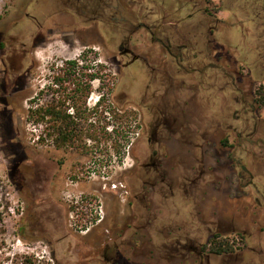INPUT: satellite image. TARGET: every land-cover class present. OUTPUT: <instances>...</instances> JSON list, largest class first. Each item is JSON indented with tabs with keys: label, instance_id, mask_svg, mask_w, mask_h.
Returning a JSON list of instances; mask_svg holds the SVG:
<instances>
[{
	"label": "rangeland",
	"instance_id": "obj_1",
	"mask_svg": "<svg viewBox=\"0 0 264 264\" xmlns=\"http://www.w3.org/2000/svg\"><path fill=\"white\" fill-rule=\"evenodd\" d=\"M218 4L220 9L216 12ZM263 7L260 0H0V40L4 44L0 49V214L14 264H21L25 256L29 260L27 264H153L152 250H140L147 236L132 229L121 232L119 224L124 217L122 213L115 217L118 209L115 204L110 207L116 195L104 191L98 182L67 187L70 189L65 190L67 195L56 184L50 203H39L37 207L40 214L51 208L52 213L46 215L50 220L29 217L37 224L46 225L53 236L41 239L26 231L25 240L17 236L28 219V208L16 187L24 179L18 175L16 181L12 173L15 154L23 147L32 148L43 138L42 124L31 118L28 111L41 107L44 99L56 98L54 90L61 65L71 60L89 66L90 60H95L96 96L101 95L99 87L107 86L108 93L111 89L110 114L105 115L98 108L94 120L98 134L112 129L115 132L112 143L118 144L119 134L126 132L125 145L130 147L137 144L140 132L142 139L138 146L143 149L145 140L149 141L154 121L128 114L130 107L117 95L123 86L135 87L139 80L121 76L122 72L135 74L136 68L122 69L126 58L119 56V47H128L137 54H155L162 76L179 75L176 83L192 90L188 99L196 120L194 125L197 133L207 136L206 156L209 165L219 168L221 179L211 191L213 199L204 208L205 214L208 208L214 211H209L206 219L213 224L212 229L220 230L217 234L234 243L240 242L231 230L234 220L242 222L240 231L246 235L242 237L240 251L245 252L241 255L238 251L237 264H264V108L258 109L253 97L264 85ZM207 8H211V15L205 13ZM215 17L220 19L215 37L224 51L223 74L207 71L202 66L207 64L205 33ZM141 24L144 29L140 28ZM157 27H160L161 48L151 45L146 34L147 28ZM165 38L171 44H187L184 52L189 55L185 64L194 66L192 72L174 73L173 60L165 52L169 47L163 48L170 44ZM146 75L142 73L140 80L146 81ZM48 94L51 97H45ZM30 97L34 102L32 108ZM38 145L35 149L40 150ZM96 145L104 147L106 142L98 138ZM149 145L153 147V142ZM232 162L238 164L237 174H232L229 168ZM130 164L132 161L128 160L127 166ZM113 170L116 171L112 180L124 171L116 166ZM247 182L252 187L245 188ZM93 189L98 193L93 196L98 207L93 217L105 221L99 230L83 234L68 226L73 225L75 216L60 217V198L70 200L71 197L72 202L88 208L84 196ZM249 194L251 200L256 199L255 207L248 206ZM237 196L241 199L236 200ZM119 210L123 211V207L119 206ZM80 212L85 214L84 210ZM175 214L180 219L187 217L180 206ZM201 214L192 212L191 220L187 218L190 226L176 233L181 240L189 239L188 246L196 241L205 242L207 236L213 235V231L201 233L197 222ZM108 216L115 217L111 231H108L111 223L107 221ZM220 220L226 224L225 228L216 227ZM150 236L153 243L159 244L163 233H150ZM116 238L120 246L117 250L113 249ZM129 240L137 242V248ZM226 260L219 262L216 256L210 255V264H227Z\"/></svg>",
	"mask_w": 264,
	"mask_h": 264
},
{
	"label": "flooded vegetation",
	"instance_id": "obj_2",
	"mask_svg": "<svg viewBox=\"0 0 264 264\" xmlns=\"http://www.w3.org/2000/svg\"><path fill=\"white\" fill-rule=\"evenodd\" d=\"M260 1L264 6V0ZM190 17L191 15L188 16ZM218 23L219 18H212L211 24L207 27L205 33L207 43L204 50L207 53L205 55L207 64L202 66H205L207 71L213 70L223 74L224 51L215 37ZM142 25L140 28L144 29ZM159 30L160 27L147 28L146 34L150 37L151 45L156 44L161 48ZM165 41L170 43V46L163 48L169 47V51L165 49V52L173 60V70L176 71L174 73L192 72L194 66L185 64L189 55L184 52L187 44L177 42L171 44L167 38ZM118 54L126 58L121 64L123 70L136 68L135 74L122 72L121 76L125 79L139 80L135 87L123 86L117 95L122 96L124 105L130 107L128 114L137 115L140 120L154 121L149 141L145 140L146 146L143 149L138 146L142 139L140 132L137 134V144L134 143L130 147L125 145L126 132L119 134L118 144L112 143L111 136L115 133L112 129L98 134L94 120L98 108L105 115L110 114L108 96L112 95L111 89L108 93L107 86L99 87L101 95L96 96L98 87L95 60H90L89 66L75 64L71 60L61 65L54 90L56 98L44 99L41 107L28 111L35 121L37 112L40 111L43 118L41 122L43 138H40L35 146H31L32 148L25 147L27 160L18 167L15 165L12 172L16 181L18 177L24 179L21 186L16 185L18 191L25 197L28 208L24 230L36 238L53 236L46 225L37 224V221H32L29 217L38 219L41 216L40 218L50 220L46 215H50L52 209L48 208L40 214L37 207L39 203H50L56 184L58 190L67 195L68 192L65 190H70L67 187H80L84 183L98 182L104 191L116 195L115 202L109 205L115 207V204L118 207L115 217H119V213L124 217L119 224L121 232L132 229L133 232L141 231L147 236L148 239L143 242L140 250H152L153 264H210V255L216 256L219 262L224 263L227 259V264H237L238 251L241 252L243 245L241 236L246 235L245 231H240L242 222L234 220L231 228L232 233L236 234L241 242L234 243V247H239L234 253L216 255L209 252V239L220 230L212 229L213 224L206 219L209 211L214 213L213 209L208 208V214H205L204 208L212 197L210 195L215 183H220L221 179L219 168L209 165L206 156L207 136L203 132L197 133L198 129L194 125L196 120L188 99L192 90L183 83L182 85L176 83L175 78L179 75L162 76L155 54H137L128 47H119ZM136 63L140 65L135 66ZM144 72L147 73L145 77L147 80L141 81L140 76ZM45 92H49V89ZM28 100L32 108L33 97ZM98 138L105 140L104 147L96 145ZM152 142L153 147H150L149 143ZM38 144L40 150H37ZM128 160L132 161L129 166ZM114 165L124 171L112 180V175L116 171L113 170ZM24 166L27 168L24 169ZM229 168L232 169V174H237L238 164L232 162ZM238 180L240 182L241 178ZM246 187H252V183L247 182ZM97 194L93 189L84 196L88 208L79 206L77 201L72 202L71 197L70 200L60 198L62 200V206L58 208L60 217L67 214L70 218L73 216L77 218L73 225H68L69 228L74 226L75 230L81 233L83 231V234L100 229L104 218L93 217L98 208L93 196L96 197ZM248 196V206L255 207L256 199L251 200V195ZM239 199L241 198L237 196L236 200ZM119 206L123 207V211L119 210ZM177 206L185 211L186 219L176 216ZM80 210H84L85 214ZM194 211L202 212L201 220L197 221L201 233L213 231V235L207 236L205 242H190L191 245L188 246L186 241L189 239L181 240L176 233L186 231L183 228L190 226L187 218L191 220ZM115 217L108 216L107 221H111L108 231H111L112 220ZM221 221L216 225L217 228L219 226L225 228L226 224H222ZM46 222L48 224L50 221ZM157 232L163 233L159 244L150 240V233ZM117 238L113 240V249L116 250L120 247L117 246ZM129 242L133 244L132 247L137 248V242L132 240ZM244 252H241V255Z\"/></svg>",
	"mask_w": 264,
	"mask_h": 264
},
{
	"label": "trees",
	"instance_id": "obj_3",
	"mask_svg": "<svg viewBox=\"0 0 264 264\" xmlns=\"http://www.w3.org/2000/svg\"><path fill=\"white\" fill-rule=\"evenodd\" d=\"M219 9H220V5L218 4L215 6L214 10L218 12ZM205 13L211 15V8L210 9L207 8L205 10ZM3 47H4V44L0 40V49H3ZM253 97H254V103L257 105V108L258 109L264 108V85L260 86L258 90L254 92ZM42 120L43 118L40 114V111H38L36 115V122L41 123ZM223 144L225 143L223 142ZM19 147H22V146L19 145ZM21 149L22 150L20 152L15 154L16 155L15 165L17 167L20 166L21 163L26 161L28 157L26 149L24 147ZM8 176L11 180L12 179L11 175L9 174ZM23 224L25 225V222ZM24 233H25L24 227L20 228L17 233V236L21 240H25L26 236ZM6 236H7V230L4 226V221L0 214V264H14V256H12L11 249H10ZM241 239H242V236H241ZM209 244H210L209 252L212 254H216V255L234 253L236 250V248L234 247L235 246L234 241L233 243H231L229 240L220 236L219 234L213 235L209 239ZM27 263H29V260L25 256L24 259L21 261V264H27Z\"/></svg>",
	"mask_w": 264,
	"mask_h": 264
}]
</instances>
